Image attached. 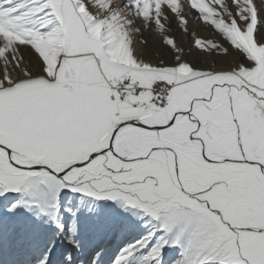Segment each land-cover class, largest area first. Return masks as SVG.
Returning <instances> with one entry per match:
<instances>
[{
    "label": "snow or ice",
    "instance_id": "snow-or-ice-1",
    "mask_svg": "<svg viewBox=\"0 0 264 264\" xmlns=\"http://www.w3.org/2000/svg\"><path fill=\"white\" fill-rule=\"evenodd\" d=\"M0 0V185L30 176L159 220L137 264H264V0ZM19 9H25L16 14ZM223 42L184 58L169 21ZM176 53L156 59L145 31ZM122 51L124 59H116ZM208 61H212L208 63ZM186 240V243H183ZM150 242V241H149ZM147 243L125 249L129 261Z\"/></svg>",
    "mask_w": 264,
    "mask_h": 264
},
{
    "label": "rangeland",
    "instance_id": "rangeland-1",
    "mask_svg": "<svg viewBox=\"0 0 264 264\" xmlns=\"http://www.w3.org/2000/svg\"><path fill=\"white\" fill-rule=\"evenodd\" d=\"M20 2L21 0H15V3L5 5V8L16 7V4ZM24 10L19 9L16 14ZM192 24L194 28L189 27L188 32H183L175 20H170L171 30L167 34L175 38L178 46L184 50V58L193 66H205L199 59V50L194 47V39L210 38L218 42L223 41L210 28H205L194 18H192ZM201 29L210 34L205 38L202 37ZM139 38L148 41L147 50L156 59L170 62L176 55L163 44L158 34L150 30L145 31L143 37ZM114 58L124 59L123 52L118 51ZM0 186L4 189L3 185ZM55 195L45 189L43 179L38 176H30L27 184L21 185L18 191H5L0 199V241L3 238L7 244L11 237L15 242L11 248L12 251L9 247L1 251L0 264H64L69 248L62 238L57 237L59 235L55 220H58V223L63 222L65 234L68 229L73 228L76 234L82 237L83 258L80 261L78 256L74 264H90L89 262L103 244L102 242L110 236L112 230L120 228L123 224L126 225V230H123L128 236L155 232L153 242L156 240L157 242L154 245L161 237L169 241L173 238L164 232L159 220L144 214L142 210L128 205L121 199L97 198L74 191ZM81 202H84L83 205L95 203L91 218L85 216L86 211ZM112 240L115 241V238ZM183 243H186V240ZM121 249L119 244H116L111 251H108V258L115 260ZM181 251V244L165 245L162 264H173V261L179 258Z\"/></svg>",
    "mask_w": 264,
    "mask_h": 264
},
{
    "label": "bare ground",
    "instance_id": "bare-ground-1",
    "mask_svg": "<svg viewBox=\"0 0 264 264\" xmlns=\"http://www.w3.org/2000/svg\"><path fill=\"white\" fill-rule=\"evenodd\" d=\"M119 2H120V0H117V3H119ZM189 27H191V28L195 27V26L193 27V24H192V17H189ZM200 33H201L200 35L204 38L206 37V35L210 34V33L207 34V31H203L202 29L200 30ZM139 41H140V38L137 37L136 47L138 50L143 51V49L140 46ZM199 59L202 60L203 64H205L204 58L201 55H200ZM208 63H210V62H208ZM43 182H44L45 189L47 191L55 193L56 194L55 196L61 195L62 192L67 193V192L71 191V189L69 187L61 186L60 184H58L54 180H50V181L43 180ZM4 194H5V191L0 186V199L4 196ZM71 198H73L72 195H71ZM79 204H80V202H79ZM81 204H82V207L84 208V210L86 211L85 216L88 218H91L90 216H92V214L94 213V210H95V203H88V204L85 203V205H83L84 202H81ZM57 221L58 220H55V224H56V227L58 230V235H59L57 237L62 238V240H64L66 242V244L69 248V254H68L67 259L64 261V264H74V260H76V258L78 256L80 257V261H81L83 258V254H84V249L82 246L83 245L82 237L77 235L76 231L73 230V228L68 229L66 231V234H65L64 230H63V222L61 221L60 223H58L59 221L58 222ZM125 227H126V225L123 224L120 228H116L115 230H112L110 236L107 237L102 242L103 244L99 247V251H97L96 254L93 256V258L92 259L90 258L91 261L90 262L88 261V262L90 264H115V262L121 256V254L123 253V251L125 249H128L129 247H132V246L139 247V244L147 243L148 246L145 247L141 252H138L136 254V257H134L133 259H130L129 261L122 262V264H137V261L139 260L140 256L147 253L153 246H155L154 244L157 242V240L153 242V238H154L153 236L155 235V232H151V233L147 232V233H143V234L137 233V234H134L132 236H128V234L124 231V230H126ZM158 235H159V233H158ZM114 238H115V241L112 240ZM14 242L15 241L13 240V238L10 237L9 242L6 244V242L3 240V238H1L0 255H1V251L8 249V247L11 249L13 247ZM116 244H119L120 248H122L121 252L116 257L115 260H110L107 256L108 251L109 250L111 251L112 247L116 246ZM11 251H12V249H11ZM84 260H86V259H84ZM162 263H163V254H162L161 264Z\"/></svg>",
    "mask_w": 264,
    "mask_h": 264
}]
</instances>
